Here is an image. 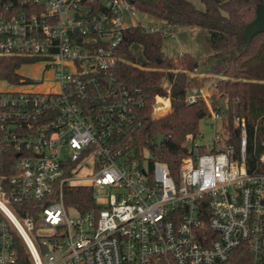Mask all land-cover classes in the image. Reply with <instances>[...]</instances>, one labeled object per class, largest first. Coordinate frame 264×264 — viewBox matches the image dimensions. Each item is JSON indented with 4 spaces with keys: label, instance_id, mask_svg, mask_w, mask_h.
<instances>
[{
    "label": "built area",
    "instance_id": "2783aa9c",
    "mask_svg": "<svg viewBox=\"0 0 264 264\" xmlns=\"http://www.w3.org/2000/svg\"><path fill=\"white\" fill-rule=\"evenodd\" d=\"M21 3L0 13V56L39 62L56 88L29 89L23 76L20 89H0V144L16 152L11 187L0 188V264H264V170L246 166L244 117L232 116L234 152L224 102L189 90L188 103L204 101L212 136L203 151L185 139L175 179L137 146L143 100L117 74L119 43L140 23L135 0ZM157 101L154 112L169 107ZM79 177L97 208L65 203L64 187ZM95 187L107 189L105 203Z\"/></svg>",
    "mask_w": 264,
    "mask_h": 264
},
{
    "label": "trees",
    "instance_id": "16d2710c",
    "mask_svg": "<svg viewBox=\"0 0 264 264\" xmlns=\"http://www.w3.org/2000/svg\"><path fill=\"white\" fill-rule=\"evenodd\" d=\"M198 8L190 0H135L140 14L155 18L159 25L148 27L137 23L128 28L117 48L116 69L119 80L128 88H137L143 104L140 106V126L137 146L149 150L153 160L168 165L177 179L179 164L189 154L185 139L197 138L199 120L208 114L203 100L188 103L185 96L194 87H204L206 75L220 73L214 81L217 94H222L227 120L233 129L230 138L234 152L238 150L237 129L232 127V116L244 117L248 133V169L264 170L258 156L264 150V31L256 33L248 42L243 40V29L255 17L256 5L264 0H200ZM21 0H0V13L20 9ZM197 26L205 30L208 53L202 59L205 74L194 76L199 59L191 53L164 56L162 29ZM23 58L0 56V78L19 83L17 72ZM206 87V86H205ZM156 97L168 99L164 111L153 110ZM213 104L217 100L210 94ZM162 134L160 147L156 138ZM200 151L204 146L199 147ZM16 152L12 146L0 144V188L8 191L14 173ZM3 186V187H2ZM65 203L84 212L98 205L93 200L91 187L83 184L64 187ZM16 204V203H13ZM4 216L0 210V218ZM226 264H242L241 262Z\"/></svg>",
    "mask_w": 264,
    "mask_h": 264
},
{
    "label": "rangeland",
    "instance_id": "374dc122",
    "mask_svg": "<svg viewBox=\"0 0 264 264\" xmlns=\"http://www.w3.org/2000/svg\"><path fill=\"white\" fill-rule=\"evenodd\" d=\"M198 8H203V3L200 0H190ZM138 20L142 24H146L148 27L159 25L160 22L155 18L145 16L142 14L138 15ZM171 33L164 37L162 50L164 56L167 58H174L176 55H181L185 52L193 54L199 59L200 66L197 71L190 73L194 76H202L205 74L204 67L201 65L202 59L208 53L207 43L205 38V30L197 26H182L173 28ZM17 72L30 78L32 84L29 85V89L48 91L56 88V83L51 80V73L49 70H45L43 65L39 62L34 63H22L17 69ZM221 77L220 73L207 74L203 81L202 87L206 93L210 96H214L217 102H223L222 94H217V89L214 86V81ZM13 82L0 81V89L12 87L20 89L19 85ZM206 86V87H205ZM199 130L196 141L202 145H209L211 142L212 128L210 120L207 117H203L199 120ZM200 149V148H199ZM200 151V150H199ZM72 184H84L87 183L82 177L77 178ZM95 197L99 203H105L107 201V189L106 188H94ZM72 214V213H71ZM35 226H39V221L34 222Z\"/></svg>",
    "mask_w": 264,
    "mask_h": 264
},
{
    "label": "water",
    "instance_id": "95a60500",
    "mask_svg": "<svg viewBox=\"0 0 264 264\" xmlns=\"http://www.w3.org/2000/svg\"><path fill=\"white\" fill-rule=\"evenodd\" d=\"M264 31V5L259 3L256 5L255 17L243 29V40L248 42L256 33ZM222 96V95H221ZM163 103L157 101L154 103V109L162 107ZM163 138L162 134H158L156 138V146L160 147L161 140Z\"/></svg>",
    "mask_w": 264,
    "mask_h": 264
},
{
    "label": "bare ground",
    "instance_id": "6f19581e",
    "mask_svg": "<svg viewBox=\"0 0 264 264\" xmlns=\"http://www.w3.org/2000/svg\"><path fill=\"white\" fill-rule=\"evenodd\" d=\"M162 102V101H161ZM3 187V186H2Z\"/></svg>",
    "mask_w": 264,
    "mask_h": 264
}]
</instances>
